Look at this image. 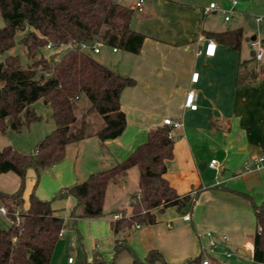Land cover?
Here are the masks:
<instances>
[{
	"label": "crops",
	"instance_id": "1",
	"mask_svg": "<svg viewBox=\"0 0 264 264\" xmlns=\"http://www.w3.org/2000/svg\"><path fill=\"white\" fill-rule=\"evenodd\" d=\"M135 2L127 4L133 7ZM211 2L218 8L205 13ZM230 9L232 0H148L142 10L136 9L134 27L146 38L138 53H123L117 68L136 81L120 96L127 118L124 131L105 142L92 134L68 144L65 158L49 169L53 176L50 189L58 192L124 159L147 139L151 129L164 125L165 118L180 122L171 131L174 156L167 160L165 176L178 193H191L192 206L155 209V223L134 224L118 233L112 221L120 212L88 218L98 233L97 247L101 245L107 258L111 255L112 260L128 263L134 255L144 258L150 250L159 249L166 263L158 264H181L202 253L208 242L205 233L211 231L219 253L230 258L233 255L225 252L235 251L241 263L262 264L254 261L253 249L246 244L254 241L258 229L253 203L264 201V166L256 163L264 154V53L254 58L252 44L263 42L264 27L260 34L254 33L247 13L258 11L264 17V0H238L227 20L223 10ZM239 27L243 37L238 48L209 34ZM210 40L217 43L213 56L205 54ZM244 69L254 73L253 81L239 82ZM195 72H199L197 81L192 80ZM189 91L196 94L197 109L185 103ZM88 138L96 141L88 143ZM90 150L94 155L88 158ZM85 151L89 152L83 164ZM212 159H217V168L209 165ZM19 185L15 172L0 174L1 191L14 192ZM138 191L137 181L132 193ZM71 196L53 202L55 214L65 220H73L71 211L77 200ZM188 213L189 220L184 218ZM3 218L10 223L0 213ZM78 220L74 227L79 231ZM117 241L122 247L116 253ZM212 262L216 264L215 259Z\"/></svg>",
	"mask_w": 264,
	"mask_h": 264
},
{
	"label": "trees",
	"instance_id": "2",
	"mask_svg": "<svg viewBox=\"0 0 264 264\" xmlns=\"http://www.w3.org/2000/svg\"><path fill=\"white\" fill-rule=\"evenodd\" d=\"M135 12V8L120 0H0V14L5 21L0 27V54L15 45L16 33L22 30L24 34L20 43L26 47L29 59L23 62L18 54H9L0 60V131L20 132L25 126L41 120L42 116L33 107L39 99L50 107V116L56 122V127L36 144L34 153H24L12 145L0 149V174L13 171L20 178L19 188L14 192L0 190V202L9 212H15L24 204L29 168H34L37 173V186L41 172L65 158L68 144L89 135L86 117L91 112L98 111L105 119V125L95 132L102 142L122 134L127 118L120 96L126 87L136 83L134 78L99 61L91 50L68 49L60 57L57 53L50 60L42 49L49 41L80 43L98 40L138 53L146 35L134 27ZM209 34L238 48L243 29ZM253 53L257 58L256 49ZM255 77L252 71L244 69L239 82L253 81ZM82 97L89 100V106L85 108L79 125L76 109L77 101ZM171 131L168 124L151 129L147 139L124 159L60 189L51 199H42L32 191L21 223L12 222L10 217H15L11 214L9 227H0V264H50L62 237L60 231L66 224L63 217L55 214L53 202L69 195L76 198L77 203L71 211L74 225L78 218L101 217L108 186L123 179L135 166L139 170V191L133 194L129 214L122 213L112 221L115 233L134 224L155 223V209L192 206L191 193H178L165 176L167 160L174 156ZM253 205L258 228L253 241V259L264 264V201ZM121 247L117 241L116 253ZM203 254L181 264H203ZM158 263H166L164 255L159 249H152L144 258L134 255L128 263H119L115 259L109 262L97 251L91 259L79 264Z\"/></svg>",
	"mask_w": 264,
	"mask_h": 264
},
{
	"label": "rangeland",
	"instance_id": "3",
	"mask_svg": "<svg viewBox=\"0 0 264 264\" xmlns=\"http://www.w3.org/2000/svg\"><path fill=\"white\" fill-rule=\"evenodd\" d=\"M123 3L127 4L128 2H132L133 0H121ZM139 12L136 11L135 15ZM231 13V12H230ZM229 13V15H230ZM250 14V15H248ZM262 13L258 11H253L252 13H247V22L252 26V31L256 34L261 33V29L264 27V17H261ZM233 15H238L234 13ZM256 16L261 17L262 21L257 22ZM5 25L4 18L0 14V27ZM24 31L18 30L15 36L16 43L15 45L8 49L6 52L0 54V60H3L9 54H18L23 62H28V56L26 47L20 43V39L22 38ZM98 40H94L97 42ZM68 47H62L57 50L54 49V53H58L59 57L68 50ZM132 53L127 50L121 49L120 52L113 51V46L104 44L101 47L100 53H93V56L97 58L99 61L103 62L104 64L108 65L112 69L117 70L119 66V59L123 55V53ZM42 53L46 56H50L52 54V50L48 48H43ZM39 57V56H37ZM89 106V100L86 97H82L80 100L77 101V109L76 115L78 116V124H81L83 120V112L85 108ZM33 107L37 114L42 116L41 120L32 122L28 126H25L20 132H10L7 131L5 133L0 131V149L6 145H12L13 147L17 148L18 150L24 153H34L36 144L43 139L47 134H49L55 127L56 122L54 118L50 116L51 109L48 105L44 103L43 99L37 100ZM86 120L88 122L87 126V133L89 135L95 134L97 130L102 128L105 125V119L101 113L98 111H93L89 115H87ZM174 131V130H173ZM88 135V136H89ZM93 137V136H92ZM95 139V140H94ZM88 143H92L96 141V138H88ZM89 151H85L83 154L82 163L84 164L85 158L84 156L87 155ZM90 154V155H89ZM87 155L93 156L94 151L90 150V153ZM78 159H76L77 161ZM50 168L44 169L40 176L39 181L36 187L35 183L37 181V173L34 168H29L26 174V181L24 186V204L22 209L27 208L28 203V194L30 191H35V193L39 195L46 196L47 199H51L56 194L52 189H50L51 179L53 178L52 173L49 170ZM139 170L138 167H133L129 173L127 178L124 181H121L116 186L109 185L108 186V193H106V198L104 202V215L101 217H110L115 211L121 209L120 216L122 213L129 214L131 211V203L133 202V194L135 188L137 186ZM51 190V191H50ZM73 197V196H71ZM124 209V210H123ZM8 218V217H7ZM9 219V218H8ZM79 231L74 227V220L66 219V225L68 230L66 231L65 235L59 238L56 248L54 250L52 259L50 264H70L68 263V255L73 254L75 256V263L79 264L85 259H90L91 256L97 251L101 252L103 257L111 262L112 257L109 253V258L103 253L102 247L99 244L97 247V231L95 230L94 222H92L89 226L87 223V217L79 218ZM83 219V222H82ZM93 219V218H90ZM10 223L5 218L0 220V227L7 228L9 227ZM74 229V230H73ZM82 235V237H81ZM95 236V237H94ZM73 239L76 242V246L73 248L69 243ZM105 250V249H103ZM204 256H209L211 259H215L216 264H246L241 263L237 259H239L238 254L233 251L232 257L228 258L225 255L216 251L214 253L203 254ZM251 264H254L251 262Z\"/></svg>",
	"mask_w": 264,
	"mask_h": 264
},
{
	"label": "built area",
	"instance_id": "4",
	"mask_svg": "<svg viewBox=\"0 0 264 264\" xmlns=\"http://www.w3.org/2000/svg\"><path fill=\"white\" fill-rule=\"evenodd\" d=\"M146 1H148V0H136V2H135L133 7L135 9L142 10L144 4L146 3ZM237 3H238V0H232V9L223 10L224 13L226 14L225 18L227 20L230 18L229 13L233 10V7ZM216 8H218L216 3L215 2H211L209 6L205 7L204 11H205V13H208L212 9H216ZM261 19H262L261 17H256L257 21H260ZM252 44L256 47L255 48L256 49V57L258 59H260L263 56V53H264V49H263V45H262L261 41L257 40V41H254ZM103 45L104 44L101 41H97V42L84 41V42H80V43L79 42H75V41L71 42V43H64V42L54 43L52 41H49L46 47L48 49H51L52 52L54 51V49L57 50V49L62 48V47H68L69 49L91 50L94 53H99L101 51V47ZM216 48H217V43L215 41H213V40H210L207 43V46H206V49H205V54L208 55V56H213L215 54V52H216ZM114 50H117V48L115 47ZM198 77H199V72H195L192 75V80L193 81H197ZM195 98H196V94L193 91H189L187 93L186 102L185 103L191 109H197V107H198V104L195 102ZM164 122H165V124L170 125L172 128L180 126V122L174 121L172 118H169V117L165 118ZM256 163H257V166H264V154H262L259 157H257ZM209 165L211 167L217 168V165H218L217 159H212L211 162L209 163ZM0 213L3 214L4 216L8 217V218L10 217L11 214H13L15 219H11V217H10V220H12V222H15L16 224L19 225L21 223L22 215H23V213H25V210L22 209V208H18L15 212L11 213L3 205H0ZM119 217H120L119 214H114V218L115 219H117ZM190 217L191 216H190L189 213L184 215V218L187 219V220H189ZM67 230H68V228H67V225L65 224L62 227L61 231H60V236H64ZM205 236L207 237L208 242H207L206 246L202 247V252H204L206 254L216 252L217 248L219 246V243L214 238L213 233L211 231H207L205 233ZM71 246H73V247L76 246V242L74 240L71 241ZM246 246L248 248H251V249L254 248L253 242H248L246 244ZM225 253H226L227 256H232L231 252L226 251ZM74 261H75L74 256L73 255H69L68 256V262L69 263H73ZM203 264H213L212 259L209 256H204Z\"/></svg>",
	"mask_w": 264,
	"mask_h": 264
},
{
	"label": "water",
	"instance_id": "5",
	"mask_svg": "<svg viewBox=\"0 0 264 264\" xmlns=\"http://www.w3.org/2000/svg\"><path fill=\"white\" fill-rule=\"evenodd\" d=\"M34 28L33 27H31V30H33ZM57 56V53H52L50 56H49V58H50V60H53L55 57ZM204 165V164H203Z\"/></svg>",
	"mask_w": 264,
	"mask_h": 264
}]
</instances>
